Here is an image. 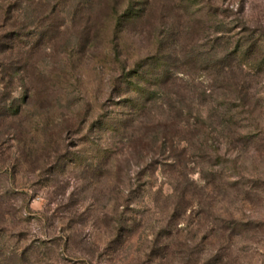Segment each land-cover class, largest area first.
<instances>
[{
	"label": "rangeland",
	"instance_id": "rangeland-1",
	"mask_svg": "<svg viewBox=\"0 0 264 264\" xmlns=\"http://www.w3.org/2000/svg\"><path fill=\"white\" fill-rule=\"evenodd\" d=\"M257 45L264 0H0V111L55 136L0 128V264H264ZM164 46L140 111L127 73Z\"/></svg>",
	"mask_w": 264,
	"mask_h": 264
},
{
	"label": "trees",
	"instance_id": "trees-1",
	"mask_svg": "<svg viewBox=\"0 0 264 264\" xmlns=\"http://www.w3.org/2000/svg\"><path fill=\"white\" fill-rule=\"evenodd\" d=\"M116 11V10H115ZM127 17H125L124 13L121 15L115 14L112 19L114 20V25L115 28L121 24V21L124 20H128L130 17L133 18H139L142 17V13L140 11V8H129V11L127 10L126 12ZM124 17V19H123ZM123 19V20H122ZM161 41V40H160ZM160 43V42H159ZM166 47L164 46L162 49V53L160 52V55L155 56L154 59L149 62V63H140L138 65L137 68H134L131 72H128L127 74L130 75L131 79H127L126 83L127 86L130 87L131 91L134 93V95H137L136 101L141 100V104L139 107V110H143V103L145 101V95L146 94H154L157 92H159V90L161 89V87L167 85L169 83L170 79H175L174 74L176 72H171L167 66H166V58H167V52L165 51ZM253 54H257L256 56H254L253 60L256 61L258 58L261 59L262 63H264V45H257L255 50L253 51ZM25 56V55H24ZM22 56L21 60H20V77H21V81H23V75L25 73V71H27L24 67V60L25 57ZM216 56V53H215ZM257 62V61H256ZM258 63V62H257ZM137 66V64H135V67ZM150 79H153V84L154 86L151 87V89L148 87V82ZM23 89V86H22ZM26 89V88H25ZM159 89V90H158ZM24 90V89H23ZM7 95V94H5ZM9 95V94H8ZM150 99V98H149ZM152 99V98H151ZM150 99V100H151ZM22 102L25 103V100L22 99ZM145 104V103H144ZM17 105H7L8 110H4V111H0V128L3 127V129L5 128V134H7V136H10V140H13L14 143L17 144H22V147H26L27 149L31 148V144L27 143V141L33 142L34 143V139L39 142L44 146L43 148L48 149L50 145V140L54 139V137H51L50 135L46 134V131L42 128H39L35 123V120H31L30 124L27 126L28 130L27 133H31L30 139L27 140H23L19 135H20V131L18 129V126L21 125V120H22V116H23V112H24V105L22 106H18ZM114 129L119 130V126L115 125L114 123H112ZM104 124L102 123L100 127H102ZM172 125H174V123L172 122ZM168 130L167 132L165 130L161 131L162 133V138L164 139V141H166L167 143V147L164 148V152L165 151H170L172 154V157H174V159H177V145H174V141H176V131L170 126L168 125ZM174 131V132H173ZM158 130H155L153 132H151V136L153 135V137H157ZM105 148H103L104 150ZM51 153L50 152H44V154L41 155V161L44 160H48L50 158ZM62 156H56V159H59L58 161H60L62 158ZM177 165V164H176ZM1 193V192H0ZM6 193V191L4 192Z\"/></svg>",
	"mask_w": 264,
	"mask_h": 264
}]
</instances>
